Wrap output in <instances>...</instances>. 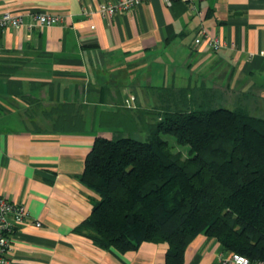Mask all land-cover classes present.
Listing matches in <instances>:
<instances>
[{
	"label": "crops",
	"instance_id": "crops-1",
	"mask_svg": "<svg viewBox=\"0 0 264 264\" xmlns=\"http://www.w3.org/2000/svg\"><path fill=\"white\" fill-rule=\"evenodd\" d=\"M114 1L0 0V13L25 20L62 16L0 29V193L29 215L13 233L15 264H164L165 241L103 248L83 225L99 198L80 180L86 156L96 136L115 130L102 113L124 109L129 95L133 115L156 110L159 87L228 100L264 94V0H144L102 13ZM201 29L222 47L195 43ZM231 255L200 233L182 264H236Z\"/></svg>",
	"mask_w": 264,
	"mask_h": 264
},
{
	"label": "trees",
	"instance_id": "trees-1",
	"mask_svg": "<svg viewBox=\"0 0 264 264\" xmlns=\"http://www.w3.org/2000/svg\"><path fill=\"white\" fill-rule=\"evenodd\" d=\"M157 91L153 122L124 105L102 113L115 130L95 137L80 175L99 196L83 223L92 240L119 251L165 241L164 264H182L186 245L203 233L250 264L264 262V118L241 106L212 108L205 94L198 101L181 89L173 104L163 95L171 89ZM136 121L146 138L121 136L117 129ZM165 134L189 146L185 156Z\"/></svg>",
	"mask_w": 264,
	"mask_h": 264
},
{
	"label": "built area",
	"instance_id": "built-area-1",
	"mask_svg": "<svg viewBox=\"0 0 264 264\" xmlns=\"http://www.w3.org/2000/svg\"><path fill=\"white\" fill-rule=\"evenodd\" d=\"M144 0H116L114 2H104L100 5L102 13L112 16L116 12L130 10L136 4ZM193 3L194 0H186ZM62 21V16L55 13L35 12L25 20L23 15L10 11L0 13V29L5 27L20 28L31 25H51ZM195 43H205L207 47L217 50L222 47V42L218 37L209 35L201 29L199 35L194 39ZM125 107H134V96L129 95L123 101ZM29 219L28 212L23 203L10 200L0 193V264H15L12 258L13 245L12 238L16 227ZM40 222L35 221V225ZM230 260L236 264H250L247 257L234 253ZM257 264H264L259 262Z\"/></svg>",
	"mask_w": 264,
	"mask_h": 264
},
{
	"label": "rangeland",
	"instance_id": "rangeland-1",
	"mask_svg": "<svg viewBox=\"0 0 264 264\" xmlns=\"http://www.w3.org/2000/svg\"><path fill=\"white\" fill-rule=\"evenodd\" d=\"M204 94L207 98L212 97V101L209 103L208 106L215 108V107H226L230 109H235L237 106H241L242 108L246 109L250 114L258 117L264 118V94H256V95H248V94H242V95H230L233 100H228V97L224 98L223 94H211V93H194L193 96L198 100L201 101V98L204 97ZM164 96L170 97L169 99L173 101V104L177 103L180 99V93L176 90L165 91L163 92ZM128 97V96H127ZM166 98V97H165ZM224 98V99H223ZM135 99V97H134ZM165 105H168V99L166 98V101H164ZM179 104V102L177 103ZM161 106V104H160ZM137 110V109H136ZM139 110H147L152 113H154L153 108L143 109V107H140ZM151 117V116H150ZM149 118H145V121L147 122ZM155 120L154 117L151 118L150 122H153ZM118 131H121V136H131L133 138L144 140L146 138L147 132L144 130L142 122L136 121L134 123V127H131L129 129H122L118 128ZM164 138L167 140L169 148L173 151H180L182 152L183 156L186 155L187 150L189 146L178 144L175 141V138L170 134H165Z\"/></svg>",
	"mask_w": 264,
	"mask_h": 264
}]
</instances>
